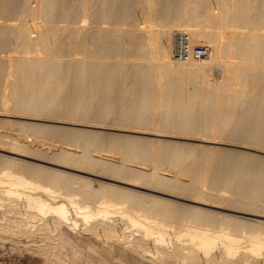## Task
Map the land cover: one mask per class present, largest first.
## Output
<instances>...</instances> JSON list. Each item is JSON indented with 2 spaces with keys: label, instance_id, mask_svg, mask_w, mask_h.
Here are the masks:
<instances>
[{
  "label": "bare ground",
  "instance_id": "1",
  "mask_svg": "<svg viewBox=\"0 0 264 264\" xmlns=\"http://www.w3.org/2000/svg\"><path fill=\"white\" fill-rule=\"evenodd\" d=\"M1 115L0 151L88 177L0 158V241L264 264V0H0Z\"/></svg>",
  "mask_w": 264,
  "mask_h": 264
},
{
  "label": "rangeland",
  "instance_id": "2",
  "mask_svg": "<svg viewBox=\"0 0 264 264\" xmlns=\"http://www.w3.org/2000/svg\"><path fill=\"white\" fill-rule=\"evenodd\" d=\"M201 45L204 46L205 44H201ZM204 59H207V58H204ZM0 118L2 119L5 117H3L1 115ZM16 118L17 119L13 118V120L15 119L16 121L17 120L19 121L21 119V121L22 120L25 121V119H23V118H19V117H16ZM26 121H28V120H26ZM32 122L36 123L39 121L32 120ZM39 123H41V122H39ZM42 123H48L49 125L50 124L55 125V123L52 124V122H42ZM56 125H59V124H56ZM60 125L64 126V124H60ZM66 125L67 124H65V126ZM69 126L70 125H67L66 127H69ZM76 127H78V128L82 127L81 129H83V128L88 129V127H83V126H76ZM112 127L127 129L125 127H120V126H117V127L112 126ZM89 129L93 130V128H89ZM94 130L104 131V130L97 129V128H94ZM127 130H134V129H127ZM0 131L7 133V134H11V137H15L17 139L22 140V138L18 137L19 133H17L15 131V129H10V127L8 129H7V127H3V128L0 127ZM105 132H107V133H109V132L110 133L111 132L112 133H120V134L122 133L119 131L116 132L114 130H105ZM123 134H124V132H123ZM125 134H128V133L126 132ZM132 135L138 136V134H132ZM165 139L176 140V139H172V138H165ZM186 142H188V141H186ZM194 143L196 145H202V143H200V142H197L198 144L196 142H193V144ZM58 146H60V145H58ZM218 146H221V145H218ZM60 147H62V146H60ZM60 147H52L51 149L57 150V148H60ZM224 147L230 148V149H239V150L254 153V151H252V150H246V149L238 148L235 146L222 145L221 148H224ZM71 149H73V148L71 147ZM255 153L258 154V152H255ZM94 155H97V156L102 157V158H106V159L111 160L115 163H118L121 161L120 155H118L116 153H110V152H106V151H98ZM259 155H264V154L259 153ZM5 157L17 158L23 162L37 163V164H40V165L47 167V168L61 170L62 172L67 171V172L74 173V174L79 175V176L88 177V176L81 174V173L71 172L69 170L57 168V167L52 166L50 164L41 163V162H37L34 160L26 159V158H19L15 155L7 153V152L0 151V158L7 160ZM90 178H92L96 181H99V182L111 183L107 180H104V179H101L98 177H90ZM116 185L131 189V190H135V191H138L141 193L152 194V193H150L146 190H143V189H138V188L130 187V186H124L121 184H116ZM180 202H182V201H180ZM188 204H190V203H188ZM71 235H73V234H71ZM70 239H71V242H70L71 247H68V246L67 247H60L59 246V248H57L55 251H52V252H51V249L49 246L47 247V245H45L41 242V239H36L35 240L36 242H28L27 240H23L22 242H18V243L17 242L13 243L9 240L0 241V264H54V263L55 264H89V263L90 264H151L147 261H138V258L133 256V255L132 256L131 255L122 256L118 252H116L114 255H111V256H110V253L108 254V256L105 254H103V256H101V252H97L98 250L96 251L97 253H94L95 251H93V249H92V251H89L87 246H88V244H91V242L93 241L92 239L88 240L84 236L81 238L80 237L77 238L76 236H73L72 238L70 237ZM95 243H96V247L98 244V247L101 248L99 242H95ZM93 245H95V244H93ZM104 249H105L104 251L107 252L108 249L107 248H104Z\"/></svg>",
  "mask_w": 264,
  "mask_h": 264
},
{
  "label": "built area",
  "instance_id": "3",
  "mask_svg": "<svg viewBox=\"0 0 264 264\" xmlns=\"http://www.w3.org/2000/svg\"><path fill=\"white\" fill-rule=\"evenodd\" d=\"M173 52L175 56L187 60L190 55H194L195 58L208 55L209 48L202 45L192 47L189 43V36L187 34H181L179 36L175 35L174 37Z\"/></svg>",
  "mask_w": 264,
  "mask_h": 264
}]
</instances>
